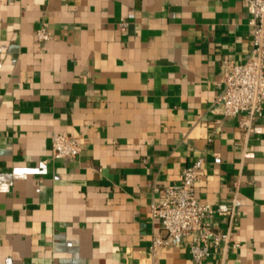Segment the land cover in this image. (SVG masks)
Here are the masks:
<instances>
[{"label":"crops","instance_id":"1","mask_svg":"<svg viewBox=\"0 0 264 264\" xmlns=\"http://www.w3.org/2000/svg\"><path fill=\"white\" fill-rule=\"evenodd\" d=\"M249 20L243 0H0V264H199L187 237L149 249L155 187L196 158L200 201L240 199L208 219L239 247L200 264H264V104L259 133L212 111ZM58 131L75 157L51 158Z\"/></svg>","mask_w":264,"mask_h":264},{"label":"built area","instance_id":"2","mask_svg":"<svg viewBox=\"0 0 264 264\" xmlns=\"http://www.w3.org/2000/svg\"><path fill=\"white\" fill-rule=\"evenodd\" d=\"M250 16V55L241 63L223 62L220 79L221 90L213 99L212 111L222 117L244 115L249 131L259 133L261 126L255 122L262 116L264 104V0H243ZM127 23L121 20L120 30ZM38 40H47L50 34L44 26L35 30ZM80 151V142L74 135L54 132L51 135V158L75 157ZM250 152L245 151L244 156ZM214 162L220 157L213 155ZM202 173V159L196 158L183 167L178 182L156 186L157 199L151 205L150 215L159 220L160 232L154 234L149 245L156 254L170 239L187 237L193 261L201 263L210 255L224 257L235 251L239 242L232 238L231 230L219 231L211 227L208 219L228 217L232 223L236 208L240 205L237 189L229 203L210 204L200 201L194 193V183Z\"/></svg>","mask_w":264,"mask_h":264}]
</instances>
